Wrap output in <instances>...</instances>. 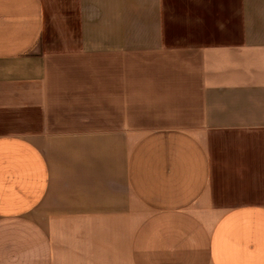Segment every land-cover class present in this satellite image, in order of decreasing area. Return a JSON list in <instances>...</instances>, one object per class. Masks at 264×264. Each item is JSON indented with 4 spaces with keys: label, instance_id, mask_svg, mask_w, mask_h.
<instances>
[{
    "label": "crops",
    "instance_id": "1",
    "mask_svg": "<svg viewBox=\"0 0 264 264\" xmlns=\"http://www.w3.org/2000/svg\"><path fill=\"white\" fill-rule=\"evenodd\" d=\"M0 264H264V0H0Z\"/></svg>",
    "mask_w": 264,
    "mask_h": 264
}]
</instances>
